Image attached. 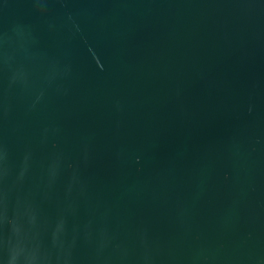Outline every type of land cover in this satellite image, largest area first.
<instances>
[{
    "label": "water",
    "instance_id": "1",
    "mask_svg": "<svg viewBox=\"0 0 264 264\" xmlns=\"http://www.w3.org/2000/svg\"><path fill=\"white\" fill-rule=\"evenodd\" d=\"M0 264H264V0H0Z\"/></svg>",
    "mask_w": 264,
    "mask_h": 264
}]
</instances>
